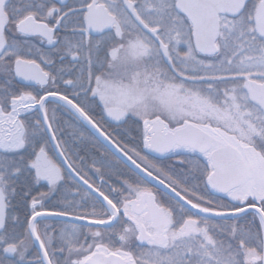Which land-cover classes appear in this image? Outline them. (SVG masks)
I'll return each mask as SVG.
<instances>
[{"label":"snow or ice","instance_id":"6c2138e0","mask_svg":"<svg viewBox=\"0 0 264 264\" xmlns=\"http://www.w3.org/2000/svg\"><path fill=\"white\" fill-rule=\"evenodd\" d=\"M0 264H264V0H0Z\"/></svg>","mask_w":264,"mask_h":264},{"label":"water","instance_id":"95a60500","mask_svg":"<svg viewBox=\"0 0 264 264\" xmlns=\"http://www.w3.org/2000/svg\"><path fill=\"white\" fill-rule=\"evenodd\" d=\"M55 156L57 157V159H58V161H59L60 163H63V159H62L61 157H59L58 154H55Z\"/></svg>","mask_w":264,"mask_h":264},{"label":"trees","instance_id":"16d2710c","mask_svg":"<svg viewBox=\"0 0 264 264\" xmlns=\"http://www.w3.org/2000/svg\"><path fill=\"white\" fill-rule=\"evenodd\" d=\"M99 111V110H98ZM70 131V130H69ZM65 139H69V137H68V135H65ZM70 143H71V141H70Z\"/></svg>","mask_w":264,"mask_h":264},{"label":"flooded vegetation","instance_id":"af4514ba","mask_svg":"<svg viewBox=\"0 0 264 264\" xmlns=\"http://www.w3.org/2000/svg\"><path fill=\"white\" fill-rule=\"evenodd\" d=\"M55 158L57 159V157L55 156ZM57 161H58V159H57ZM59 162V161H58ZM83 190V189H82ZM46 222H50V221H46Z\"/></svg>","mask_w":264,"mask_h":264}]
</instances>
